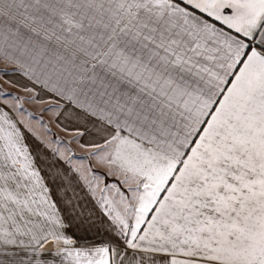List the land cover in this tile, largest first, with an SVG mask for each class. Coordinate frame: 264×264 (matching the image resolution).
I'll return each mask as SVG.
<instances>
[{"label": "snow or ice", "instance_id": "snow-or-ice-1", "mask_svg": "<svg viewBox=\"0 0 264 264\" xmlns=\"http://www.w3.org/2000/svg\"><path fill=\"white\" fill-rule=\"evenodd\" d=\"M0 264H264V0H0Z\"/></svg>", "mask_w": 264, "mask_h": 264}]
</instances>
